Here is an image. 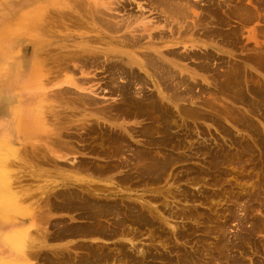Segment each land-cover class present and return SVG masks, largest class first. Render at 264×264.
I'll use <instances>...</instances> for the list:
<instances>
[{
	"label": "rangeland",
	"instance_id": "rangeland-1",
	"mask_svg": "<svg viewBox=\"0 0 264 264\" xmlns=\"http://www.w3.org/2000/svg\"><path fill=\"white\" fill-rule=\"evenodd\" d=\"M33 1L34 0H0V24H3L4 22H7L8 19L26 12ZM193 1L196 2V4L193 5L191 3ZM193 1L191 0V2H189V5H192L190 6L191 16H189L187 21H182L181 23L178 21L169 22L164 13L149 5L148 0H122L121 2H127L125 4L123 3L126 5L127 10H118V18H120V16L130 10L131 12L134 11L140 13L139 5L143 7V16L145 15L144 20H149L152 24L150 30L146 29L141 33L143 36L142 41H144V43L146 40L149 42L147 35L152 33L157 35V37L153 36V38H157L156 45L161 47V49L173 48L179 52H195L198 55H200L201 52H210L211 56L214 54V57L212 56L209 61L210 68L205 72L201 71L198 67V63L200 62L199 59L201 58L200 56L197 58L193 56L191 58L178 59L182 65L188 66L191 70H196L200 74L203 73L204 75H208L206 78L207 80H202L201 77L198 76L200 83L194 87L193 98L188 101H180L179 107H187L188 109L191 108L193 110L199 109L198 111L203 110L202 112L205 114L208 113L212 119H194L189 116L183 120L181 116H178L179 113L176 112L177 108L174 107L173 110L175 111L174 113L177 122L175 126H173L171 133L173 136V142H171L169 146L160 147V155L163 159H165L168 155H172L177 158V160H174L175 163L173 161V165L171 164L172 166H170L168 171L166 169L164 173L162 172L161 178L158 181L151 182L150 180L149 184H146L144 180H141L140 176H135L133 180L136 181L131 185H125L123 183L122 185L114 184V181L118 179V176L120 178L126 173L133 172L138 167L140 168L142 166V161L135 162L136 160H134V163L131 160L129 166L110 170L101 176H97V174H95V178H97L100 182L106 181L109 183L110 181V183L113 184L112 188L115 186L117 187H115L114 190H117L118 188L121 189L120 191L122 192H120V195L117 198L118 200L122 197L126 202L132 201L133 203L135 202L139 205L144 203L145 205L143 207L146 208L148 212L154 210L153 213L155 215L157 214L156 216L159 217L160 224L157 222V225H148L144 220L130 221V218H128V220L124 221L121 225L124 231L123 236L119 235L111 238L102 237L93 239L81 236L68 237L65 239L50 238L46 239V243H48L47 245L62 244L68 240H72L73 242L77 241L76 243L78 244L80 242H91L95 246L105 248V250L111 254V258L102 264H146L148 260L151 261V258L144 259L145 262L140 261L143 259V256L140 255L143 252V249L144 251H151V256L154 253L157 256L155 258L156 262L159 264L164 262L162 259L168 258L173 261V264H189L191 261H193L191 262L192 264H195L196 262L197 264H226L225 262L223 263L224 260L220 257L230 252L225 248L223 243L227 240V242L235 244L236 241H238V235L247 231L250 238L249 241L246 239L247 246L244 244V248L238 250L236 247H233L231 254L234 250H237L234 255H238L240 257L244 256L242 259L246 264H264V230L261 229V227H257L255 224H252V220L255 221L257 218H261V222H264V205H259L260 202H264V199H262L264 197H261L262 195L264 196V103L261 104V102H258V105L256 107L253 106L252 109L247 103L245 104L240 100L232 98L230 95L222 93L218 90V86L221 84L220 79L222 77L215 80L210 76L211 73L215 71L223 72L231 66L239 65L242 69L247 71V78L249 77L247 79L245 76L244 79H242V81L244 80L242 82V86L245 83H248L249 85L262 88V91H264V65L261 66L259 63V61H263L262 63H264V2L244 0V3H247V7H249V11L244 13L240 12L239 15L233 16L231 14L232 11H229L235 9L234 5H236V2H229L227 0ZM210 1H213L214 5H219V3L222 4L221 9L217 12H212L213 15L211 16L208 15V11L205 9V6H208V2ZM47 5L50 6L47 7L45 14L48 13L49 15L46 14L45 19L47 20L48 17H52L48 19L49 23H47V25L44 26L43 23L46 24V20H43L42 18L41 20L43 23L39 20L38 27L21 25L20 27L17 26L13 31H9L7 29L5 30L4 27L0 29V137L2 135L8 136L6 137L8 148V158L6 163L8 164L7 168L10 175V189L13 194L14 191H16L17 195L28 193L29 196L27 197V200L29 201L38 200L37 207H40V210L42 211L41 214L44 215L49 212L48 205L50 206V200L48 199V192L50 189L48 187V181L51 176L55 177L57 181L62 182L64 180V176L67 174H73L70 170L72 169V166L74 167L72 164L77 166L80 164L79 161L85 162V159L86 161L87 159H91L96 161L95 163L100 164L107 163L105 161L107 159L101 158L95 153H91L89 149L85 148V146L92 144L98 148H101L102 145V147H104L105 143L101 144L102 141H100L99 138L96 140V137L94 138V136L99 133L101 134V132L103 133V129L105 127L108 132H110L109 129L111 128L124 134L126 139L128 137L129 140H132L135 145L141 149L147 150L146 147L148 145L145 140L146 136L139 135V132L133 131L137 129L144 131L148 120L144 119L142 115L132 118L121 116L115 120L112 118H99L100 123L98 124V121L96 120L98 116L95 115L96 112L90 110L92 109L91 106L87 107L86 111H81L82 113H86L83 116V114L81 115L79 112L73 114L68 110H64L63 103L59 101H53V103L56 104L58 114L57 116L55 115V117L64 115V113L59 110V107H61L66 114L71 115V117L66 115V117L61 118L62 134H66L68 136L74 135L71 136V138L63 135V141L66 139V141H64L65 143L68 142L73 146L75 145L76 151L72 150L71 152L69 151V148L64 149V147L62 148V145L59 144L54 147L55 144L52 145V138H48L49 134L44 130L41 132L38 130L36 132L37 135L26 136L28 138H32L31 141H35L27 146H25L27 143H24V141H18L15 139L16 132L14 129V122L18 119L17 113L21 114V112L25 113L27 111L26 107H28L30 101L32 100V92H44L50 95V93L54 92L56 89L58 90L70 85L72 86V84L66 79L69 75L77 76V79H79L78 81H82V74L78 71L79 67L77 66L76 69L74 64L76 61L71 60L66 66L59 63L60 58L72 55L75 52H72L75 50L74 46L76 45L74 40L78 33H80L77 31H80L82 28H85L83 31L88 29L87 31L90 33L88 37L85 38L90 39L97 46L101 47L97 49V51H101L103 48L105 50V46L110 43L107 39H112L116 35L118 36L122 34L121 31L117 34L110 33L109 35H104V33L95 30L93 31L91 29L92 25H89L86 22L83 24L86 27L83 25L79 27L80 25L78 26L77 24L80 20H78L79 18L77 12L71 5L69 6V4H66L65 6L63 5L60 7L62 9L61 11H63L62 13L56 9L55 5H51L50 3ZM48 10L50 13L47 12ZM254 14H256V16ZM246 17H249V19H246ZM61 18L64 22H66V24L70 23V25L72 24L71 26H76L71 28V26L67 24L68 27L70 26V29H68V27L66 28L65 25L63 26L60 24L63 23ZM198 18L199 20L201 18L203 19L204 25L201 24L203 27L196 22ZM74 20L77 21V23H75ZM57 22L59 25H57ZM188 25L189 27H186ZM172 26L175 27L174 29H178L173 34V36H177V40L176 43L171 45L169 44L170 46L167 47L165 46L166 43H172L171 41H167L170 37L166 36L167 38L165 37L160 39L159 34L162 31L169 32V29ZM88 27H90V29ZM208 28L212 31L205 33L204 31ZM215 29L219 30L214 31ZM63 34L65 43H62L61 40L62 44H60L59 37ZM112 43L114 44V41ZM133 48L137 49L138 47H132V45L126 43L119 45V49H122L123 51H128L130 49L133 50ZM36 57L41 59L42 66H40L43 74L41 76L39 75V82L37 83L38 87L34 86L33 88H30L28 78L32 72V61H34ZM104 62L103 58H101L99 63H96L94 66H91L92 68H89L91 69V73L89 75H92V81H90L88 85L93 83L95 88H99V95L105 94L104 97L101 96L102 99L99 98L101 100L99 102L101 106L113 104L119 101L118 93H111V89L107 87L110 85V75L109 71L104 69L106 67ZM63 68H65V72L63 71ZM70 72L74 74H71ZM141 72L142 75L147 76V73L143 70H141ZM250 81L253 83H250ZM122 83H127V80L126 78L120 76L119 78H116L114 83L110 86L115 87ZM84 85H86V83H84ZM243 87L244 88L242 89L248 97V101L257 102V98L250 92L248 86L244 85ZM102 88L103 90L101 91ZM151 89L155 92L158 91V88L148 84L147 90L150 91ZM107 90H109V92H107ZM97 97L100 96L97 95ZM252 98L255 100L252 101ZM42 102H44V106L46 107L45 112L48 111L49 104L52 100L47 97L42 100ZM209 102L211 103L209 104ZM231 110H233V112H231ZM234 110H236V112ZM234 112L235 114H233ZM99 114L102 115L101 113ZM240 114L243 118L247 117V120L250 119L252 121L254 126L253 129H251L252 126L249 127L250 124H246L248 126L247 127L246 125H242L238 120L234 119L238 116V118L242 119ZM214 115H217V117ZM233 115L237 116L233 118ZM92 118L95 119V122L97 121L96 124L94 123L97 127L94 126V129H90L87 126H83V128L80 127V124H82L81 121L86 120L91 123ZM111 121L116 123L109 125ZM251 121H249V123H251ZM75 124L77 126H74ZM72 125L73 127L71 128ZM50 127L52 128L53 126L50 125ZM96 128L98 130H96ZM89 130L93 133L91 134ZM129 131H133L132 136L128 135L131 134ZM81 137L84 138L82 139ZM104 137L105 134L103 135V138ZM137 140H139V142H137ZM80 145L81 147L79 148ZM47 146H53L55 150L61 152L58 153L60 156H57L59 158H57L58 162L56 165H54V161H47L43 155V152L47 154V152H45V148L47 149ZM82 146H84L86 151L82 150ZM77 147L81 149V151L77 149ZM114 148L115 147L113 145V149ZM123 150L126 151L125 146L121 147L119 145L116 152H122ZM127 151L128 152L123 153V157L129 155L130 151ZM130 167L133 168L129 169ZM135 175L138 174L135 173ZM137 179H140L139 182H137ZM253 189H255V191ZM255 195L260 197H255ZM155 196H158V199H156L157 201L154 199ZM151 198L155 201H150ZM259 198L262 199V201ZM243 200L246 201L244 202ZM263 202L262 204H264ZM239 204H243L242 206L245 208H242ZM162 208H166L168 212ZM250 209L252 210L250 211ZM76 212L77 211L51 209L50 220H63L65 223L75 225L76 223H85L86 219L79 216ZM244 212H246V215L248 214V217L243 214ZM14 217H16L17 220L24 221L22 216L18 217L17 215L7 219L0 217V234L17 225L14 223ZM246 220H251L252 223L251 221H247L246 223ZM103 221H105L104 224H110V222H113L114 219L104 218ZM244 221L246 224H243ZM263 222L262 224H264ZM262 224L261 226L264 228V225ZM18 225H25V223L21 222V224ZM44 225L50 233L56 228L54 225H50L49 223H44ZM218 225H222L220 228L223 230L219 229ZM251 225L253 227L255 226V230L250 227ZM209 227L211 228V233L210 231L209 233H206L208 232L207 230L210 229ZM248 227H250V229L252 228V233ZM214 229L216 231H214ZM129 230L132 231L130 232ZM226 231L228 232L226 233ZM155 232L158 234V238H155L157 237V234H153ZM127 233L131 234L128 235ZM176 233H178V235H176ZM170 234L173 238H171L172 236ZM166 237L168 238L165 239ZM252 238L253 240H251ZM204 240L206 242H204ZM208 240L209 242L211 241L210 244ZM251 241H253V244ZM117 244L118 246H123L125 244L124 247L126 248L124 253L130 255L131 257H135L134 255H136L139 258L141 256L139 258L140 260L137 263L134 260H128L132 258L128 256L126 257L124 253H122L123 250H121L124 249V247L119 248V250L116 246ZM199 246L200 248H198ZM136 248L138 252L136 251ZM43 250L46 252L48 248L43 247L40 252H43ZM139 250L141 252H139ZM205 250H208V252L210 251V254ZM132 251H135V254H133ZM204 251L207 253L205 254ZM211 252H213V255L209 256L212 254ZM120 255H124V258ZM214 255L215 258H213ZM188 256L189 259L187 258ZM216 256L219 258L217 259ZM199 257H201V260ZM40 258L31 256L30 262L32 264L44 263V260L42 258L41 260ZM260 261H262V263Z\"/></svg>",
	"mask_w": 264,
	"mask_h": 264
},
{
	"label": "bare ground",
	"instance_id": "bare-ground-1",
	"mask_svg": "<svg viewBox=\"0 0 264 264\" xmlns=\"http://www.w3.org/2000/svg\"><path fill=\"white\" fill-rule=\"evenodd\" d=\"M121 1L122 0H34L33 3L30 4V7L26 12H24L23 14H20L18 16H15L11 19H8V21L4 22L3 24H0V29L4 27L5 30L7 29L9 31H13L16 29L17 26L20 27L21 25H23V26L27 25L29 27H38L39 26V24H38L39 20H41L42 18H43V20H46L45 19L46 14L49 15L48 13L45 14L47 7L50 6V5H47L48 3H50L51 5H55L56 9L59 11L62 10L60 7H62L63 5L65 6L66 4H69V6L71 5L75 9V11L77 12V15L79 18L78 20H80V22H78V24H77L78 26L80 25L79 27H81V25H83L86 22L89 25H92L91 29L93 31L95 30V31L104 33V35H109L110 33L111 34H117L118 32L122 31V34H120L118 36L116 35L112 39H107V41H110V43H108L105 46V50L103 48L101 51L98 50V51H100V52H98L97 49H99L101 47L97 46L90 39L85 38V37H88V35L90 33L87 31L88 29L85 31H83V29H85V28H82L80 31L76 30L77 32H80V33H78V35L76 36V38L74 40L76 45L74 46L75 50H73L72 52H74V51L75 52L72 55L60 58L59 63H62L66 66V65H68V63L71 60L76 61V63L74 62V64L76 66V69H77V66L79 67L78 71L82 74V81L81 82L78 81L79 79H77V76L69 75V77L67 76L66 79L69 83L72 84V86L70 85V86L65 87V88H60L58 90L56 89L54 92H51L50 95H48V93L37 92V91L31 93L32 100L30 101L28 107H26L27 111L25 113L21 112V114L17 113L18 119L15 120V122H14V129L16 132L15 139L18 141L22 140V141H24V143H27V144H25V146H27L30 143L35 142V141H31L32 138H28L26 136H34V135H37L36 132L38 130H40V132L42 130H44V131L48 132V134H49L48 138H52V145L55 144L54 147L56 145L58 146V144H59V145H62V148L64 147V149L69 148V151H71V152H72V150L76 151L75 145L73 146V145L69 144L68 142L65 143L64 141H66V139L63 141V135H66V134H62V129H61V126H62L61 118L66 117V115L68 117H71V115L66 114L62 110V108L59 107V110L62 111L64 113V115H61L59 117H55V115L57 116L58 114H57L56 104H54L53 101L54 102L59 101V102L63 103V105H64L63 109L64 110H68L69 112H72L73 114H76V112H79V114H81V115L83 114V116L86 113H82V112L86 111V108L91 106L92 109H90V110L96 112L95 115L98 116L96 119L98 121V124L100 123L99 118H103V119L112 118L115 120L121 116L132 118V117H138L139 115H142L144 117V119L148 120V123L146 124L144 131H141L140 129L133 130L134 132H139L140 133L139 135L146 136L145 140H146V143L148 144L146 147L147 150L139 148L137 145H135V143L132 140H129L128 137L126 139L124 134H122L116 130H113L111 128L109 129L110 132H108L107 128L105 127L103 129V133L102 132H101V134L99 133L98 135L94 136V138L96 137V140H98V138H99L100 141H102L101 144L105 143L106 145L104 144V147H102L103 146L102 145L101 148H98L92 144L89 146H85V148L89 149V151L91 153H95L97 156H100L101 158L107 159V160H105L107 163L100 164V163H95L96 161H93L91 159L90 160L87 159V161L85 159V162L79 161L80 164L77 166L75 164H72V165H74V167L72 166V169H70V170L73 174H71V175L67 174L66 176H64V180L62 182L57 181V179L55 177L51 176L49 181H48V183H49L48 187L50 189V191L48 192V199L50 200V206L48 205L49 212L46 213V215L41 214L42 211L40 210V207L39 208L37 207V205H38L37 201L38 200L37 201L27 200V197L29 196L28 193H25L22 195H20V194L17 195L16 191H14V194L12 193V191L10 189V186H11L10 185V178H9L10 175H9V171L7 168L8 164L6 163L7 158H8L7 157L8 156L7 155L8 148H7L6 137H8V136L2 135L0 137V217L7 219V218H10L14 215H17L18 217L22 216V219L24 221L17 220L16 217H14V223H16L17 225L12 227L8 231L0 234V264H32L30 262L31 256H33V257L36 256L38 258L41 257L44 260V263H42V264H102L103 262L109 260V258H111V254L109 252H107L105 250V248L100 247V246H95L91 242L90 243H83V242L81 243L80 242L81 244L80 243L78 244V243H76L77 241L73 242L72 240H68V241L63 242L62 244H56V245H58V246H56L53 244L47 245L48 243H46V239H50V238L51 239H65L68 237H79V236L85 237L88 239H93V238H102V237L103 238H105V237L111 238V237L119 236V235L123 236L124 231H123L121 225L123 224L124 221L128 220V218H130V221L144 220L146 222V224H148V225H154V224L157 225L158 224L157 222H159V217L156 216L157 214L155 215L153 213L154 210H152L151 212H148L146 210V208L143 207L145 205L144 203L139 205L135 202L133 203L132 201L126 202V201H124V199L122 197L119 199L121 201H119L117 198L120 195V192H122V191H120L121 189L118 188L119 190L118 189L114 190V188L116 186L114 188H112L113 184L110 183V181H109V183L106 181L100 182L97 178H95V174H97V176H101L110 170L118 169V168L124 167V166L125 167L129 166V163L131 160L133 162H134V160H136L135 162L142 161L143 162L142 166L140 168L138 167L133 172L126 173L124 176H122L120 178L118 176V179L115 178L117 181L115 180L114 184H121L122 185V183H123L125 185L126 184L131 185L136 181V180L135 181L133 180V178L135 176H140L141 180H144L146 182V184H149L150 180H151V182H156L161 178L162 172L164 173V171L166 169L168 171L170 166L173 165L172 164L173 161L177 160V158L172 156V155H168L165 159H163L162 156L160 155V151H161L160 147L162 148V146H167V145L169 146V144H171V142H173L172 141L173 136L171 135V133H172L173 126H175V124L177 122L176 121L177 119H176V116L174 113L175 111L173 110L174 107L177 108L176 112L179 113L178 116H181V118L183 120L189 116L193 117L194 119H196V118L212 119L208 113L205 114L204 112H202L203 111L202 109H201L202 111H198L199 109L193 110L191 108L188 109L187 107H182V108L179 107L180 101H188V100L193 98L194 87H195V85L200 83L198 76H200L202 80H207L206 78L208 75H204L203 73L200 74L196 70H191L188 66L182 65L178 59H180V58H191L193 56L195 58H197L200 56L201 58L199 59L200 62L198 63V67L201 71L205 72V71L209 70V68H210L209 61L211 60V57L214 54L211 56L210 52L209 53H207V52L202 53L201 52L202 54L200 53V55H198L195 52L194 53L179 52L178 50L173 49V48L161 49V47L156 45L157 35L152 34V33L147 35L149 42L146 40V42L144 43V41H142L143 36L141 33L143 30L144 31L146 29L150 30L152 24L150 23L149 20H147V21L144 20L145 15L143 16V13H144L143 7H141V5H139L140 13H137L134 11L131 12V10L129 9L130 11H127L126 13H124V15H122V16H120V18H118V10H121V9L127 10L126 5H124L127 2L124 3ZM148 1H149L150 6L157 8L159 11L164 13L165 16L168 18L169 22L178 21L179 23H181L182 21H187L189 16H191L190 15L191 14V11H190L191 7L190 6H192V5H189V2H191V0H148ZM227 1L236 2V5H234L235 9H232L229 11V12L232 11L231 14L233 16L239 15L240 12L244 13V12L249 11V7H247V3H244V0H227ZM256 1L264 2V0H256ZM191 3L193 5L196 4V2H194V1ZM221 6H222V4H220V3H219V5H214V2L210 1V2H208V6H205L206 7L205 9L208 11V15L211 16V15H213L212 12L219 11L221 9ZM49 10L47 12H49ZM62 12L63 11H61L60 13H62ZM229 12H228V15H229ZM233 12H234V14H233ZM254 15L256 16V14H254ZM9 17H11V16H9ZM50 18H52V17H50ZM50 18L48 17V19H50ZM48 19L46 20V24L43 23L42 20L40 22L43 23L45 26V25H47V23H49ZM246 19H249V17H246ZM57 20H59V19H57ZM72 20H70V21H72ZM200 20L202 21V23ZM200 20H199V18H198V20H196V22L199 25L203 24V19L201 18ZM61 21L63 23H60V24H62L63 26L65 25V27L67 28L68 23L66 24V22L63 21V19ZM50 22H53V21H50ZM74 22L77 23V21H75V20H74ZM57 25H59V23ZM68 25H70V23ZM73 26H71V28H73ZM65 27H62V28H65ZM69 27H68V29H70ZM84 27H86V26H84ZM186 27H189V25ZM201 27H203V26L201 25ZM88 28L90 29V27H88ZM174 28L175 27L172 26V27H170L169 32L162 31L159 34L160 39H163L166 36L170 37L167 41H171L172 43H166L165 46H167V47H169L171 44L176 43L177 36H173V34L178 29H174ZM221 29H223V28H221ZM218 30L219 29H215L214 31H218ZM36 31H38V30H36ZM202 31H204V30H202ZM211 31L212 30L210 28H208L204 32L208 33ZM153 36H156V37L153 38ZM178 36H179V33H178ZM59 38H60V40H59L60 44L65 43L64 34L60 35ZM71 38H73V37H71ZM61 40H62V43H61ZM111 41L112 42L114 41V44ZM123 43L132 45V47H138L139 49L133 48V50L130 49L128 51H125V50L123 51L122 49H119V45H121ZM122 53H124V54H122ZM101 58H103V60L105 61L104 65L106 66L105 68L104 67L103 68L105 70L109 71L110 85H112L114 83V80L116 78H119L120 76L126 78V80H127V83H122V84H119L115 87H113V86L111 87L110 85L107 86L109 89H111V93H115V94L118 93V96H119L118 100L119 101L116 103H113V104L105 105V106H101L99 104V102L101 101L99 98L102 99L101 96L104 97L105 94L99 95L98 94L99 88H95L93 83L88 85V83L90 81H92L91 80L92 75H89L91 73V69H89V68L91 66H94V64L99 63ZM261 61H262V59H261ZM101 62H102V60H101ZM262 62L259 61L261 66L264 65V63H262ZM41 63H42L41 59H39L37 57L35 58L34 61H32V65H31L32 66V72L30 74V77L28 78V84H29L30 88H33L34 86L38 87L37 83L39 82V75L41 76L43 74V71H41V69H42ZM46 63H47V61H46ZM60 68H62V67H60ZM64 69L65 68H63V71H64ZM74 69H75V67H74ZM141 70H143L145 73H147V76L142 75ZM45 71H46V69H45ZM71 74H74V73H71ZM148 76H149V79H148ZM210 76L215 80L217 78L222 77L220 79L221 84H219L218 90L222 93L230 95L232 98L240 100L241 102H243L245 104L247 103L248 105L251 106V108L253 106L256 107L258 105V102H261V104L264 103V91H262V88H258L256 86L249 85L248 83H245L244 85H247L250 92L257 98V102H254L253 100H255V99H253V98H252L253 102L248 101V97L245 95V93L242 89V88H244L243 87L244 85L242 86V82L244 80L242 81V79H244L245 76L247 78V71L245 69H242L239 65L238 66L237 65L231 66L223 72L215 71V72L211 73ZM109 82H108V84H109ZM84 83H86V85H84ZM250 83H253V82L250 81ZM148 84H151V85H153V87L158 88V91L155 92L152 89L150 91H148L147 90ZM102 90H103V88L101 89V91ZM202 90H204V89H202ZM107 92H109V90H107ZM97 95L100 97H97ZM235 96H238V97H235ZM47 97L50 98L52 100V102L49 104L48 111L45 112L46 107L44 106V102H42V100L46 99ZM210 103L211 102H209V104ZM97 104H99V105H97ZM209 104H206V105L211 106ZM212 107H213V104H212ZM82 110H84V111H82ZM229 111H230V109H229ZM234 111L236 112V110H234ZM231 112H233V110H231ZM235 112L233 114H235ZM99 113H101L102 115H100ZM214 116L217 117V115H214ZM235 116H237V115H235ZM235 116L233 115V118ZM238 117H236L234 119L241 122L242 125L250 124L249 127L252 126L251 129H253L254 126H253L252 121L250 119L247 120L246 119L247 117L245 116L246 118H243L242 115H241L242 119L238 118ZM89 119H91V118H89ZM93 119L94 118H92V121H94V122L91 121L92 124L86 120L81 121L82 124H80V127L83 128V126H87L90 129L91 128L94 129L95 127H97L95 125L97 121L95 122V119L94 120ZM213 120H215V119H213ZM249 121H251V123H249ZM115 123L116 122L111 121L109 123V125H113ZM50 125H52L53 127L51 128ZM74 126H77V125L75 124ZM72 127H73V125L71 126V128ZM84 129H86V128H84ZM96 130H98V129L96 128ZM65 132H63V133H65ZM106 132H108V133H106ZM129 132H131V131H129ZM132 132H131V134H128V135L132 136V134H133ZM69 133H71V132H69ZM90 133L92 134L93 132L90 131ZM104 134H105V137L103 138ZM66 136L71 138V136H74V135H71V136L66 135ZM91 137H92V135H91ZM81 138L83 139L84 137H81ZM39 140H38V142H39ZM67 141H69V140H67ZM137 142H139V140H137ZM118 144L121 147L125 146L126 151L123 150L122 152H116L119 148ZM82 145H84V144H82ZM113 145L115 147L114 149H113ZM54 147L53 146H47V149L45 148V152H47L48 155L44 152H43V155L45 156L47 161H49V160L54 161V165H56V163L58 162L57 158H59V157H57L59 155L58 153H61V152L55 150ZM70 147H71V150H70ZM80 147H81V145L79 146V148ZM82 147H83L82 150L86 151L84 149V146H82ZM40 148H41V146H40ZM79 148L77 147V149H79ZM43 150H41V151H43ZM79 150L81 151V149H79ZM127 150L130 151L129 155L126 157H123V153L128 152ZM215 158H216V156H215ZM217 160H219V159H217ZM61 161H62V159H61ZM215 162H217V161H215ZM215 162H213V163H215ZM174 163H175V161H174ZM217 163H219V162H217ZM220 163H221V161H220ZM61 164H63V163H61ZM132 168L130 167L129 169H132ZM135 173H137L138 175H135ZM81 174H82V176H81ZM139 180L140 179H137V182H139ZM22 184H23V182H22ZM253 190L255 191V189H253ZM41 191H42V189H41ZM262 191H263V189H262ZM256 196L257 195H255V197ZM152 197H153V195H152ZM257 197H260V196H257ZM261 197H264V196L262 195ZM32 199H33V197H32ZM154 199L155 200L158 199V196L157 197L155 196ZM154 199L151 198L150 201L151 200L153 201ZM262 199H264V198H262ZM262 199H260V200L262 201ZM250 201H248V202H250ZM262 202H260L259 205L263 206L264 204H262ZM242 205H240V206H242ZM247 205H249V204H247ZM247 205H245V206H247ZM164 207H166V206H164ZM243 207L244 206H242V208ZM148 208H150V207H148ZM51 209L52 210L54 209V210H65V211H77L76 213H78L79 216L84 217L86 219V222L83 224L82 223L81 224L76 223V225H75V224L65 223L63 220L51 221L50 220ZM162 209L166 210V208H162ZM251 210L252 209H250V211ZM171 211H169V212H171ZM232 211H234V210H232ZM245 213L246 212H244L243 214L245 216H247L248 214L246 215ZM104 218H107V219L113 218L114 221L110 222V224H104V222H105V221H103ZM260 219L261 218H259V219L257 218V219H255V221L252 220L253 223L251 220L250 221L252 224H255V226L261 227V229L264 230V228H262V226H261L263 221L261 222L262 219L261 220ZM247 221H249V220H246V223H247ZM21 222H24L25 225H18V224H21ZM240 222H242V221H240ZM44 223H49L50 225H54V227H56L55 230L50 233L49 231H47V227L44 225ZM135 223H137V222H135ZM244 223H245V221L243 222V224ZM159 224H160V222H159ZM144 225H145V223H144ZM262 225H264V224H262ZM218 226H219V229H221L220 227L222 225H218ZM225 226H226V224H225ZM240 226H242V225H240ZM255 226L253 227L251 225L250 227L254 228V230H255ZM250 227H248L249 230L252 229V228L250 229ZM201 228H203V227H201ZM210 230H211V228L208 229L207 230L208 232H206V233H209ZM221 230H223V229H221ZM239 230H240V228H239ZM129 231L131 232L132 230H129ZM214 231H216V230L214 229ZM203 232H204V229H203ZM227 232L228 231H226V233ZM159 233H161V232H159ZM210 233H211V231H210ZM251 233H252V230H251ZM125 234H126V232H125ZM127 234L129 235L131 233H127ZM153 234H157V233L155 232ZM214 234H216V233H214ZM248 234L249 233L247 231H245L244 233H240L238 235L239 236L238 241H236L235 244L234 243L231 244L230 242H227V240L225 243H223L225 248L230 252V253H228V254L226 253V255L222 256L224 258L220 257L221 259L224 260L223 263L224 262L226 264H243V263H245L242 259L244 256L240 257L238 255H234V253L236 254V251L238 249L244 248L243 245L244 244L246 245V243H247L246 239L248 241L250 240ZM176 235H178V233H176ZM159 237H161V236H159ZM168 237H166L165 239H167ZM176 237H179V236H176ZM203 237H204V235H203ZM205 237H207V236H205ZM155 238H158V234H157V237H155ZM171 238H173V236ZM181 238H179V239H181ZM160 239H162V238H160ZM220 239H221V237H220ZM201 240H202V238H201ZM251 240H253V238ZM169 242H171V241H169ZM204 242H206V241L204 240ZM208 242H209V240H208ZM210 242H209V244H210ZM251 242L253 244V241H251ZM204 245H206V244H204ZM223 245H222V247H223ZM116 246L119 249V248L124 247L125 244L123 246H121V245L118 246V244H117ZM43 247H47L48 250L46 252H44L45 250H43V252H40L41 248H43ZM214 247H215V245H214ZM233 247H236L237 250L236 251L234 250L235 252L233 251L231 254ZM125 248L126 247H124V249H121V250H123L122 253H124ZM127 248H129V247H127ZM198 248H200V246ZM187 249H189V248H187ZM119 250H118V252H119ZM208 250H205V251L208 252ZM126 251H127V249H126ZM136 251L138 252L137 248H136ZM142 251L143 252L141 254L139 253L140 255L143 256L142 257L143 259H141V260L139 259L141 256L138 258L136 255H134L135 257L138 258L137 259L135 257H131L130 255H128L126 253H124V255L126 257L127 256L131 257L132 259H128V260H131V261L134 260V261H136V263L139 260L141 262H145L144 259L151 258V261L148 260L146 264H159L158 262H156L155 258L157 256L154 253L151 256V254H152L151 251H149V250L144 251V249ZM178 251H179V248H178ZM195 251H196V248H195ZM205 251H204V253H205ZM134 252H133V254H135ZM139 252H141V251L139 250ZM129 253H130V251H129ZM190 253H191V251H190ZM208 253L210 254V251ZM211 253L212 254L209 256L213 255V252H211ZM202 254H203V252H202ZM124 255H120V256H122L124 258ZM180 255H181V253H180ZM198 255H200V254H198ZM215 255L213 258H215ZM189 256L187 257L188 259H189ZM192 256H194V255H192ZM204 256H206V255H204ZM191 257H190V259H191ZM199 258L201 260V257H199ZM216 258H217V256H216ZM162 260H164V262L161 264H173V261L170 258L162 259ZM196 260H195V262H196ZM185 261H187V260H185ZM202 261H203V259H202ZM191 262H193V261H191ZM260 262L262 263V261H260ZM175 264H177V263H175ZM195 264H197V262Z\"/></svg>",
	"mask_w": 264,
	"mask_h": 264
}]
</instances>
